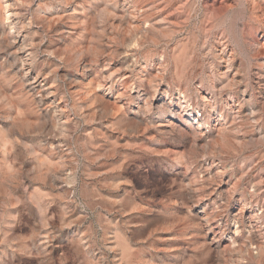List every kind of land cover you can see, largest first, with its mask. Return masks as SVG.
<instances>
[{
    "label": "rangeland",
    "instance_id": "obj_1",
    "mask_svg": "<svg viewBox=\"0 0 264 264\" xmlns=\"http://www.w3.org/2000/svg\"><path fill=\"white\" fill-rule=\"evenodd\" d=\"M77 1L68 29L71 3L0 0V264H264V0ZM105 67L163 92L152 125L135 102L105 127L54 110ZM170 106L186 143L157 131Z\"/></svg>",
    "mask_w": 264,
    "mask_h": 264
},
{
    "label": "bare ground",
    "instance_id": "obj_2",
    "mask_svg": "<svg viewBox=\"0 0 264 264\" xmlns=\"http://www.w3.org/2000/svg\"><path fill=\"white\" fill-rule=\"evenodd\" d=\"M63 4H68V3H71L72 4V10H71V14L70 13H63L61 14L60 16V20H63V23L66 22V27H68V29H75L76 26H77V20L75 19L76 18V15L74 14H77L79 13V8H82V2L81 1H77V0H60ZM61 3V4H62ZM58 4V3H57ZM48 5V4H47ZM3 6H4V3H3ZM6 6V5H5ZM4 6V7H5ZM10 7V6H9ZM61 7V6H60ZM63 7V6H62ZM68 7V6H67ZM122 7V6H121ZM2 8V7H1ZM3 9V8H2ZM13 9V8H12ZM5 10V9H4ZM10 10V9H9ZM52 10V9H51ZM121 10V9H120ZM129 10V9H128ZM3 11V10H2ZM126 11H127V8L121 10V14H117L118 16H120L119 18V22L117 23L118 27L120 26H124L126 24L125 22V18H126ZM6 12V15H7V12L10 13V11H7L5 10ZM14 12V11H13ZM45 12V11H44ZM58 12V11H57ZM63 12V11H62ZM50 13V12H49ZM56 13V12H55ZM3 14V12H2ZM11 14V13H10ZM30 14V13H28ZM133 14V13H131ZM9 16V15H8ZM17 16V15H16ZM115 16V15H114ZM4 17H5V14H4ZM6 18V17H5ZM28 18V17H27ZM7 19V18H6ZM29 19V18H28ZM27 19V20H28ZM114 19V18H113ZM117 19V18H116ZM65 20V21H64ZM118 20V19H117ZM135 20V19H134ZM139 20V19H137ZM29 21V20H28ZM146 20H140V21H137L138 23H136V25H134V31L132 32V34L130 35H127L126 33H124L123 31L118 30L116 32L117 35H119L121 37V40L123 42H127L129 41L132 37L134 38V34H136L137 32L139 31H142V30H147L143 27V24ZM3 22V21H2ZM12 22V21H11ZM30 22V21H29ZM50 22V20H49ZM116 22V21H115ZM44 23V22H43ZM52 23V22H51ZM32 24V23H31ZM42 24V23H41ZM26 25V24H25ZM34 25V24H33ZM64 25V24H63ZM131 24H128V27H130ZM145 25V24H144ZM23 26V25H22ZM153 26V25H152ZM10 27V26H9ZM18 28V27H17ZM20 28V27H19ZM110 28V27H109ZM131 28V27H130ZM21 29V28H20ZM15 30V29H14ZM19 30V29H18ZM30 30V29H29ZM39 30V28H38ZM43 30V29H42ZM78 30V29H77ZM114 30V29H113ZM11 31V30H10ZM52 31V30H51ZM70 31V30H69ZM125 31V30H124ZM131 31H132V28H131ZM17 32V31H16ZM23 32V31H21ZM65 32V31H64ZM113 32V31H112ZM53 33V32H52ZM140 34V32H139ZM144 34V33H143ZM146 34V33H145ZM15 42L18 43L19 45H22L23 42H24V38L21 37L19 34H16L15 33ZM141 35V34H140ZM51 36V35H50ZM109 36V34H108ZM136 37V36H135ZM139 37V36H138ZM142 36H140V40L142 39L141 38ZM106 38V37H105ZM144 38V37H143ZM134 40V39H133ZM131 40V41H133ZM155 40V39H154ZM105 41V40H104ZM109 41V39H108ZM113 41V40H112ZM137 41V40H136ZM30 42V41H29ZM42 42V41H41ZM134 42V41H133ZM86 43V42H85ZM124 43V44H125ZM128 44V43H127ZM104 45V44H103ZM24 46V45H23ZM27 47V46H26ZM21 48V47H20ZM24 48V47H22ZM61 49V48H60ZM85 49V48H84ZM21 50V49H20ZM27 50V49H26ZM58 50V49H57ZM75 50V47L74 49ZM47 51V50H46ZM61 51V50H60ZM104 51V50H103ZM106 51V50H105ZM136 51V50H135ZM31 52V51H30ZM79 52H81L79 50ZM61 53V52H60ZM64 53V52H63ZM105 55L109 56L107 52H104ZM101 54V53H100ZM39 55V54H38ZM50 55V54H49ZM54 55V54H53ZM60 55V54H59ZM81 55V53L79 54ZM90 55V54H89ZM21 56V55H20ZM30 57V53L29 54H25L24 58L25 57ZM43 56V55H42ZM46 56V55H45ZM87 58V57H86ZM85 58V54H82V59L84 60L83 64L86 66L87 65V61L85 62V60H87ZM219 58V57H218ZM55 59V58H54ZM25 62V72L26 74L29 76H31V63H32V60H27V58L23 59ZM80 60V59H79ZM144 60V59H143ZM225 61V60H224ZM158 62V61H157ZM23 63V61H22ZM48 63V62H47ZM155 63V62H154ZM225 63V62H223ZM222 63V64H223ZM257 63V62H256ZM89 64V63H88ZM95 64V63H94ZM140 64V63H139ZM119 65V64H118ZM239 66V65H238ZM23 67V66H22ZM45 67V66H44ZM62 67V66H61ZM93 67V66H92ZM124 67V66H123ZM142 67V66H141ZM158 67V66H157ZM156 67V68H157ZM237 67V66H236ZM260 68H262V64H260L259 66ZM112 68V67H111ZM140 68V67H139ZM163 68V66H162ZM259 68V69H260ZM79 69V68H78ZM94 69V68H93ZM148 69V68H147ZM154 69V68H153ZM158 69V68H157ZM68 70V69H67ZM80 70V69H79ZM84 70V69H83ZM56 71V70H55ZM160 72V70H159ZM221 72V71H220ZM238 71L236 70V73ZM262 72V70L260 71ZM19 73V72H18ZM57 73V72H56ZM155 73V72H154ZM156 74V73H155ZM158 74V73H157ZM239 74V73H238ZM237 74V75H238ZM159 75V74H158ZM82 76V75H81ZM85 80L87 79L88 81H90L92 79V77L96 76L97 78V83L94 85V86H91L90 85V82H88L87 84L81 86V87H71L70 88V91H71V94H72V97H71V101L70 103H65V102H55L53 99L51 100L52 103H54V110L55 111H59V113H64L66 112L67 108L69 107L73 113L77 116H83L87 119V121H89L90 123H92L93 121L95 122V120H98L99 122L102 123V125L105 127V124H109L111 122H113L114 120H117L120 115L124 112L126 106L128 103L130 102H135L134 104L136 105V110L138 112H142V113H145L146 116H145V120H146V124L147 125H152V121L148 120L151 116V107H152V103H151V100H153L154 102H161L163 103L164 105H166L167 102L163 101L165 99H163L161 97V91H156V97H151V91H150V87L147 83V81H144V80H138L139 82H134V81H131L130 80V73L129 72H126V71H123L122 69H114V70H109L107 67H105V75L103 74H97L91 70L89 71H86L85 74ZM161 76V74L159 75ZM232 76V75H231ZM32 77V76H31ZM261 75L258 76V82L261 83L262 80H261ZM40 78V77H39ZM158 78V77H157ZM232 78V77H231ZM239 78V77H238ZM19 79V78H18ZM32 82L33 83H37L38 82V77L36 76H33L32 78ZM45 77H43V79L41 80H44ZM78 79V78H77ZM83 79V78H82ZM253 79V78H252ZM40 80V81H41ZM165 80V79H164ZM234 80V79H233ZM237 80V79H236ZM39 81V82H40ZM228 81V80H227ZM160 82V81H159ZM230 82V81H228ZM232 82V81H231ZM32 84V83H31ZM44 84V83H43ZM234 84V83H233ZM241 84V83H240ZM27 85V84H26ZM230 85V84H229ZM13 86V85H11ZM22 86V85H21ZM42 86V85H41ZM65 86V85H64ZM155 86V85H154ZM222 86V85H221ZM45 87V86H44ZM162 87V86H161ZM41 88V87H40ZM36 89V88H35ZM175 89V88H174ZM22 90V89H21ZM30 90V89H29ZM251 90V89H250ZM9 91V90H8ZM41 91V89H39V92ZM46 92L44 94H51L53 95L54 91L50 90V88L48 90H45ZM217 92V90H215ZM240 91V90H239ZM65 92V91H64ZM68 92V91H67ZM215 92V93H216ZM176 93V92H175ZM232 93V92H231ZM235 93V92H233ZM217 94V93H216ZM230 94V93H229ZM228 94V95H229ZM245 94V93H244ZM2 95V94H1ZM180 95V94H179ZM226 95V94H225ZM250 95V94H249ZM43 96V95H42ZM47 96V95H46ZM177 96V95H176ZM217 96V95H216ZM222 96V95H221ZM35 97V96H34ZM33 97V98H34ZM38 97V96H37ZM181 97V96H180ZM182 98V97H181ZM39 99V98H38ZM42 99V98H41ZM49 99V98H48ZM57 100V99H56ZM179 100V99H178ZM213 100V99H212ZM248 100V99H247ZM44 102V101H42ZM48 102V101H47ZM245 102V101H244ZM243 102V103H244ZM248 102V101H247ZM46 103V102H45ZM217 103V102H216ZM223 103V102H222ZM239 103V102H238ZM44 104V103H43ZM160 104V103H159ZM227 104V103H226ZM230 104V103H229ZM208 105V104H207ZM42 106V105H41ZM129 106V105H128ZM156 106V105H155ZM169 106V105H168ZM225 106V105H224ZM40 107V106H39ZM51 107V106H50ZM49 107V108H50ZM181 108V107H180ZM218 108V107H217ZM6 109V108H5ZM44 109V108H43ZM132 111V110H131ZM134 111V110H133ZM136 111V112H137ZM165 111V110H164ZM167 111V110H166ZM165 111V112H166ZM179 110H177L176 108H172L170 106V111H168V114L170 116H166L167 118H162L161 121L155 123L156 124V127H157V131L158 133L164 135L165 137H167L169 140L170 139H173L174 138V132H176L178 135L177 138L181 141V142H185L188 141L190 138H189V134L187 132V130L179 123H175L174 120L176 119V122H177V119L179 118V116H177V113H178ZM230 111V110H229ZM158 112V111H157ZM6 113V112H5ZM154 113V112H153ZM58 114V113H57ZM205 114V113H204ZM246 113L243 112V116H245ZM59 115V114H58ZM158 115V114H157ZM200 115V114H199ZM220 115V114H219ZM1 116V115H0ZM45 116V115H44ZM71 116V115H70ZM80 117V119H81ZM191 117V116H190ZM10 118V116H9ZM8 118V119H9ZM69 118V117H68ZM1 119V118H0ZM6 119V118H5ZM22 119V118H21ZM214 119V118H213ZM179 120V119H178ZM59 121V120H58ZM65 121V120H64ZM8 122V121H7ZM13 122V121H12ZM30 122V121H29ZM190 122V121H189ZM223 122V121H222ZM228 122V121H227ZM33 123V122H32ZM31 123V124H32ZM199 123V121H198ZM3 124V123H2ZM11 124V123H10ZM30 124V125H31ZM190 124V123H189ZM226 124V123H225ZM81 125V124H80ZM3 126V125H2ZM50 126V125H49ZM52 126V125H51ZM210 126V125H209ZM219 126V125H218ZM86 127V126H85ZM90 127V125H89ZM99 127V126H98ZM150 127V126H149ZM190 127V126H189ZM214 127V126H213ZM87 128V127H86ZM192 128V127H190ZM196 128V127H195ZM201 128V126H200ZM209 128V127H208ZM225 128V127H224ZM54 129V128H53ZM107 129V128H106ZM130 129V128H129ZM211 129V128H210ZM127 130V128H126ZM63 131V130H62ZM131 131V130H130ZM189 131V130H188ZM198 131V130H197ZM203 131V130H202ZM205 131V129H204ZM214 131V130H213ZM223 131V130H222ZM106 132V131H105ZM117 132V131H116ZM12 133V132H11ZM62 133V132H60ZM199 132H197L198 134ZM203 133V132H202ZM211 134H213L212 132H210ZM215 133V132H214ZM17 134V133H16ZM29 134V133H28ZM94 134V133H93ZM139 134V133H138ZM156 134V133H155ZM258 134V133H257ZM62 135V134H60ZM134 135V134H132ZM145 135V134H144ZM224 135V134H223ZM262 135V134H260ZM113 136V135H112ZM135 136V135H134ZM159 136V135H158ZM192 136V135H191ZM190 136V137H191ZM222 136V135H221ZM259 136V135H258ZM263 136V135H262ZM34 137V136H33ZM53 137V136H52ZM59 137V136H58ZM148 137V136H146ZM213 137V136H212ZM257 137V136H256ZM19 138V137H18ZM29 138V137H28ZM48 138V137H47ZM149 138L152 140L154 139V135L153 134H150L149 135ZM199 138V137H197ZM253 138V137H252ZM58 139V138H56ZM61 139V138H60ZM123 139V137H122ZM148 139V138H147ZM148 139V140H150ZM206 139V138H205ZM251 139V137H250ZM249 139V140H250ZM257 139V138H255ZM254 139V140H255ZM38 140V139H37ZM150 140V141H151ZM174 140V139H173ZM204 140V139H203ZM245 140V139H244ZM247 140V138H246ZM252 140V139H251ZM42 141V140H41ZM115 141V140H113ZM162 141V140H161ZM176 141V140H175ZM258 141V140H257ZM119 142V141H118ZM171 142V141H170ZM196 142V141H195ZM255 142V141H254ZM17 143V142H16ZM175 143V142H174ZM173 143V144H174ZM177 143V141H176ZM189 143V142H187ZM192 143V142H191ZM198 143V142H197ZM195 143V144H197ZM194 144V143H193ZM208 144V143H207ZM52 145V144H51ZM161 145V144H160ZM184 145V144H183ZM186 145V144H185ZM184 145V146H185ZM188 145V144H187ZM202 145V144H201ZM205 145V144H204ZM123 146V145H122ZM167 146V145H166ZM192 146V145H191ZM196 147V145H193ZM198 147V145H197ZM202 147V146H201ZM208 147V146H207ZM48 148V147H47ZM186 150H188V147H184ZM120 150V149H119ZM136 150V149H135ZM157 150V149H156ZM196 150V149H195ZM45 151V150H44ZM110 151V150H109ZM160 151H163V148L162 150ZM25 152V151H24ZM90 152V151H89ZM206 152V151H205ZM110 153V152H109ZM173 153V152H172ZM59 154V153H58ZM151 154V153H150ZM164 154V153H163ZM101 156V155H100ZM210 156V155H209ZM208 156V157H209ZM32 158V157H31ZM58 158V157H57ZM60 158V157H59ZM102 158V157H101ZM117 158V157H116ZM206 158V157H205ZM155 159V158H154ZM153 159V160H154ZM80 160V159H79ZM113 160V159H112ZM204 160V159H203ZM95 161V160H94ZM107 161V160H106ZM159 161V160H158ZM172 161V160H171ZM23 162V160H22ZM16 163V162H15ZM21 163V162H20ZM207 163V162H206ZM211 163V162H210ZM29 165V164H28ZM90 165V164H89ZM200 165V164H199ZM204 165V164H203ZM210 165V164H209ZM211 166V165H210ZM23 167V166H22ZM99 167V166H98ZM120 167V166H119ZM199 167V166H198ZM202 167V166H201ZM200 167V168H201ZM95 168V167H94ZM118 168V167H117ZM67 169V168H66ZM24 170V169H23ZM27 170V169H26ZM183 171V170H182ZM26 172V171H24ZM105 172V171H104ZM123 173V172H122ZM28 174V173H27ZM11 175V174H10ZM41 175V174H40ZM53 175V173H52ZM176 175V174H175ZM186 175V174H185ZM57 176V175H56ZM182 176V175H181ZM188 176V175H187ZM27 177V176H26ZM116 177V176H115ZM121 177V176H120ZM174 177V176H173ZM180 177V176H179ZM29 178V176H28ZM55 178V177H54ZM27 181V179H26ZM35 182V181H34ZM120 182V180H119ZM119 182H114V183H119ZM121 183V182H120ZM124 183V182H123ZM221 183V182H220ZM221 185V184H220ZM72 186V185H71ZM110 186H113L110 185ZM174 186V185H173ZM226 186V185H225ZM47 187V186H46ZM75 187V186H73ZM72 187V188H73ZM115 187V185H114ZM129 187V186H128ZM178 187V186H177ZM71 188V189H72ZM131 188V187H130ZM15 189V188H14ZM23 190V189H22ZM178 190V189H177ZM187 192L190 194L192 191H193V188H192V185L189 182H187V188H186ZM220 190V189H219ZM201 191V190H200ZM221 191V190H220ZM15 192V191H14ZM72 192V191H71ZM113 192V191H112ZM115 192V191H114ZM118 192V191H117ZM76 193V192H75ZM13 194V193H12ZM71 194V193H70ZM77 194V193H76ZM69 195V194H68ZM72 195V194H71ZM26 196V195H25ZM72 197V196H71ZM116 197V196H115ZM195 197V196H194ZM105 198V196H104ZM107 198V197H106ZM200 198V197H199ZM112 200V199H111ZM199 200V199H198ZM114 201V200H113ZM200 201V200H199ZM84 204V203H83ZM190 204V202H189ZM166 205V204H165ZM204 205V204H203ZM247 205V204H246ZM141 205H139V208H140ZM168 206V205H167ZM20 207V206H19ZM138 208V209H139ZM241 208V207H240ZM203 209V208H202ZM254 209V208H253ZM257 209V208H256ZM240 210V209H238ZM244 210V209H243ZM78 212V211H77ZM76 212V213H77ZM167 212V211H166ZM250 212V211H249ZM197 213V212H196ZM203 213V212H202ZM201 213V214H202ZM194 214V213H193ZM227 214V213H226ZM242 214V213H241ZM225 215V214H224ZM238 215V214H237ZM247 215V214H246ZM79 216V215H78ZM215 216V215H214ZM243 216V215H242ZM217 217V216H216ZM200 218V217H199ZM238 218V217H237ZM55 219V218H54ZM75 219V218H74ZM233 219V218H232ZM251 219V218H250ZM73 220V219H71ZM216 220H219V219H216ZM222 220V219H221ZM248 220V219H247ZM197 221V220H196ZM202 221V220H201ZM250 221V220H249ZM190 222V221H189ZM195 222V221H194ZM236 222V221H235ZM49 223V222H48ZM193 223V222H192ZM214 223V222H213ZM50 224V223H49ZM68 224V223H66ZM195 224V223H194ZM197 224V223H196ZM51 225V224H50ZM77 225V224H76ZM52 226V225H51ZM57 226V225H56ZM64 226V225H63ZM206 226V225H205ZM195 227V226H194ZM202 227V226H201ZM50 228V227H49ZM58 228V226H57ZM134 228V226H133ZM186 228V227H185ZM205 228V227H204ZM53 229V228H52ZM69 229V228H68ZM130 229V228H129ZM184 229V228H183ZM220 229V228H219ZM19 230V229H18ZM43 230V229H42ZM45 230V229H44ZM82 230V229H81ZM203 230V229H202ZM205 230V229H204ZM212 230V229H211ZM217 230V229H216ZM34 231V230H33ZM76 231V230H75ZM183 231V230H182ZM18 232V231H17ZM79 232V231H78ZM188 232V231H187ZM260 232V231H259ZM51 232H46L45 236H43L44 239H46V241H48L51 237ZM65 233V232H64ZM63 234V233H62ZM74 235V234H73ZM211 235V234H210ZM67 236V235H66ZM87 236V235H86ZM129 236V235H128ZM35 237V236H34ZM85 237V236H84ZM110 237V236H109ZM36 238V237H35ZM39 238V237H38ZM52 239V238H51ZM84 241V240H83ZM108 241V240H107ZM131 241V240H130ZM206 241V240H205ZM208 241V240H207ZM35 242V241H34ZM51 242V241H50ZM64 242V241H63ZM197 242V241H195ZM212 242V241H211ZM218 242V241H217ZM86 243V242H85ZM112 243V242H111ZM43 244V243H42ZM54 244V243H53ZM191 244V243H190ZM199 244V243H198ZM197 244V245H198ZM84 245V244H83ZM53 246V245H52ZM260 246V245H258ZM58 247V246H57ZM109 247V246H108ZM111 247V246H110ZM40 248V247H39ZM61 248V247H60ZM90 248V247H89ZM104 248V247H103ZM198 248V247H197ZM212 248V247H211ZM210 248V249H211ZM263 248V246H262ZM106 249V247H105ZM41 250V249H40ZM63 250V249H62ZM67 250V249H66ZM95 250V248H94ZM216 250V249H215ZM57 251V250H56ZM107 251V250H106ZM109 251V250H108ZM112 251V250H111ZM200 251V250H198ZM102 252V251H101ZM17 253V252H16ZM86 253H88L86 251ZM40 254V253H39ZM91 256H92V253H90ZM215 256V255H214ZM47 259V258H46ZM93 259V258H92ZM113 260V259H112ZM221 260V259H220ZM223 261V260H222ZM51 263V262H50ZM117 263V262H116ZM220 263V262H219ZM67 264V263H66ZM73 264V263H72ZM222 264V263H221Z\"/></svg>",
    "mask_w": 264,
    "mask_h": 264
}]
</instances>
